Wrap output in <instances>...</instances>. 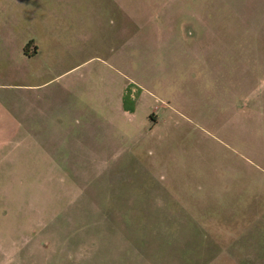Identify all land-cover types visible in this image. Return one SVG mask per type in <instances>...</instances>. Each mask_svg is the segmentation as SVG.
<instances>
[{"label":"rangeland","instance_id":"obj_1","mask_svg":"<svg viewBox=\"0 0 264 264\" xmlns=\"http://www.w3.org/2000/svg\"><path fill=\"white\" fill-rule=\"evenodd\" d=\"M249 93L264 0H0V264H264Z\"/></svg>","mask_w":264,"mask_h":264},{"label":"crops","instance_id":"obj_2","mask_svg":"<svg viewBox=\"0 0 264 264\" xmlns=\"http://www.w3.org/2000/svg\"><path fill=\"white\" fill-rule=\"evenodd\" d=\"M14 52H15L14 56L16 58H19L23 61H30L32 59L39 57V55L41 54V48L31 38H29L26 41H22V39H15ZM56 56H57L56 54H53L51 56L52 60L56 58L59 61L60 67H63L65 56L59 55L58 58ZM63 71H64L63 68L58 70L56 69L52 70V68L50 67V72L53 74L52 76H55V78H59L63 76L66 73ZM246 98L248 100L247 102L252 107V111L254 112L264 111V97L253 95L251 93L250 96L249 97L247 96ZM238 100H239L238 96H235L233 98L229 97V100L226 101V106L228 107L229 111L232 113L233 116H237V118L241 117L242 115V103L239 104ZM66 113L67 110L61 107V108H55L53 114L50 112V115L52 117H63L66 115Z\"/></svg>","mask_w":264,"mask_h":264}]
</instances>
